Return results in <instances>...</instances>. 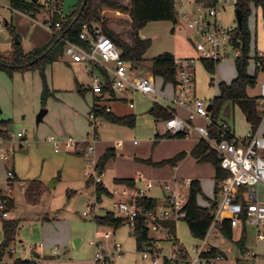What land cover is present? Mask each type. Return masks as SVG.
<instances>
[{"label":"rangeland","instance_id":"rangeland-1","mask_svg":"<svg viewBox=\"0 0 264 264\" xmlns=\"http://www.w3.org/2000/svg\"><path fill=\"white\" fill-rule=\"evenodd\" d=\"M112 1L128 8L131 7V0ZM44 2L45 0L39 1L40 4ZM182 2L184 4L182 10H185L187 7L185 5L186 0H182ZM95 5L100 17L108 21V28L119 33L127 43H132L129 13L104 5L102 0H95ZM79 6L80 0L62 1V10L65 15L78 11ZM217 9V20L221 27L226 31H234L238 27L235 0H218ZM44 15L45 12L42 11L38 18L41 19ZM251 32L252 48L248 72L253 74L256 71V64L253 60L255 52L264 53V28L261 25L260 16L257 23L252 22ZM139 36L144 40L151 41V46L144 55V61L135 65L139 74L151 72L152 60L164 52L175 53L177 58L184 56L200 57L193 45L200 40L199 35L179 20L177 24L167 21L152 22L140 31ZM16 39L20 41L25 52H30L38 46L47 45L52 40V35L40 25H32L23 16L12 12L10 0H0V54L10 53ZM57 48H62V44H59ZM235 61V50L231 48L229 57L219 62L215 74L211 75L201 60H198L195 69L196 95L203 99L206 107L212 103L218 94V83L230 84L235 79L237 74ZM36 77L38 78L36 79ZM46 77L51 94L43 104L38 71L14 72L12 76L3 71L0 72V120L11 121V134L14 135L16 150L9 161H3L0 157V189H3L12 198L14 194L19 195V200H21L22 195H20L15 184L12 185V191L7 190L8 168L13 167L15 174L21 180H37L46 186L45 191L41 192V196H33L28 199L32 202H38L35 207L29 209L24 207L23 210L14 215L13 218L22 220L21 229L0 264H13L17 259L32 257L29 247L32 245L39 247L44 242L46 231L50 230L57 235L56 239L52 241L53 243L47 245L51 246L50 249L48 247L45 249V253H52L51 255L55 257L56 262L51 260L50 264H94L95 248L90 243L105 232L112 233L113 231L110 227L98 225L94 220V215L83 216V212L87 210V201L94 200L90 196L94 191V182L92 186L87 188L89 181L87 174L94 163L89 162L86 153H80L75 148L56 150L53 143L49 141L51 137L58 141L73 138L82 144L84 141L89 142L93 139V120L89 116L92 95L89 91L85 95L80 93L82 85L88 84L90 86V80L82 68L78 67V64L68 66L67 60L63 56L47 66ZM211 78H213V82L210 84ZM159 83L160 81H158ZM262 83H264V72L259 71L257 85L247 91L250 98L259 96ZM174 90L171 85L163 87L159 84L156 95L158 104L164 107L169 106L171 102L167 99L174 97ZM153 103V99L140 94H136L134 97L133 109L125 103L121 106L117 105L116 102L108 103V106L114 109L115 115L132 113L136 116L134 128L111 124L105 120L98 124L99 142L93 155L95 164H98L107 149L113 148L116 151V157L108 161L101 176L108 191L111 192L117 186L114 180L121 177L136 178L142 174L148 180L168 181L172 178V169L175 167H156L147 164L145 161L161 162L170 159V157L173 158L177 152H186L187 157L179 163L178 177L183 180H200L203 183L204 194L212 198L215 185L214 167L209 163H198L190 155L191 149L196 143L194 135L187 139H164L155 145V134L163 133L164 128L161 123L156 122L152 116L147 114ZM42 109H47L48 114L43 123L38 125L37 116ZM259 113L262 117L264 109L260 108ZM219 119L229 122L239 138H243L250 129L246 114L233 102H228L222 106ZM195 124H203V122L195 121ZM51 126L63 131L64 136L55 132L43 136L42 131L45 127ZM19 132L25 134L26 141L17 138ZM135 140H137V145L134 144ZM21 142L24 143L23 149L19 147ZM119 142L122 143V147L117 146ZM158 171L163 173L159 174ZM168 173H171L170 178H168ZM142 184L140 185L142 186ZM50 186L51 188H49ZM32 187L36 188V186ZM151 194L156 196L155 198L164 197V192L159 188ZM189 194L190 189L185 186L182 195L184 198H188ZM198 203L201 206L210 205V202L203 195L198 197ZM97 207V216H102L106 212L114 213L113 199L109 195L103 196ZM14 208L15 202L12 208L8 207L9 218ZM44 212H49L51 218H55L51 224L42 223L38 220L39 215ZM115 217L120 218L117 214ZM176 237L189 256H193V247L199 243V240L190 234L185 220L176 222ZM3 239L4 232L0 219V247ZM76 240H81L78 246L75 243ZM115 240L123 244L124 254L116 259L114 264H150L149 260H143L142 252L137 250L136 238L131 234L128 226L116 230ZM107 244L111 248L112 240L107 241L105 245L107 246ZM159 244L163 256H169L173 253V242L163 240ZM233 245V243L228 242L224 248L227 249ZM255 246V235L253 230H250L247 247L256 249ZM55 247L58 248L56 254L52 250ZM147 249V246H144V251ZM258 249L264 255V243H260ZM227 255L230 259L233 258V253L227 252ZM159 262V264H164L163 259ZM238 264L258 263L247 258H240Z\"/></svg>","mask_w":264,"mask_h":264},{"label":"built area","instance_id":"built-area-1","mask_svg":"<svg viewBox=\"0 0 264 264\" xmlns=\"http://www.w3.org/2000/svg\"><path fill=\"white\" fill-rule=\"evenodd\" d=\"M40 1V0H39ZM38 1V2H39ZM63 0H45L41 9L36 14L45 12V15L34 21L47 30L52 36L63 40L65 43L64 57L73 64L83 67L84 74L90 80L89 91L96 97V101L89 114L93 120V129H97L103 119L97 116L95 110L106 109L112 112L107 101L121 100L123 95L140 94L150 97L156 102V77L152 72L139 74L135 65L122 58V49L104 31L101 22L85 24L80 33L81 44L66 39L63 35L65 23L69 16L62 10ZM178 11V20L183 22L190 30L199 35L200 40L193 43L199 52V58H175L177 70V92L173 105L188 111L186 118L176 115L164 122L165 133L173 136L184 134L185 137L196 135L198 142H205L220 159L221 168L228 172V176L219 183L221 200L213 212L214 219L206 236L199 240L193 247V256L189 257V264H221L227 260V251L232 247L224 248L226 243L239 241L244 229L249 234L253 230L256 239V249H247L244 258L255 263H264V255L260 253L258 245L264 243V135L259 133V128L249 131L243 138L236 136L230 123L219 119L214 121L212 111H208L203 99L196 95L195 69L198 60L222 62L230 55V49L235 50L236 59L242 54L239 47L241 41L235 42L233 31L224 30L217 20V5L208 7L197 0H186V9L182 10V0H174ZM264 58V54H260ZM262 68L261 63L256 64ZM260 106L264 109V83L260 85ZM129 107L134 108V102H129ZM169 108V107H168ZM169 111H172L169 108ZM198 119L203 124H195ZM262 119L264 120V113ZM17 138L24 139L25 134L19 132ZM54 148L59 150L76 148L78 142L73 138L58 141L50 138ZM96 136L89 141L86 155L89 162L95 164ZM14 135L9 133V138L0 136V157L9 161L15 154ZM122 143H118L121 147ZM90 168L87 178L93 180L94 191L88 200L84 217L94 215L98 211V194L96 184L102 183L103 173L97 170V164ZM9 178L7 190L12 191L14 174L8 170ZM193 180H183L176 176L168 181H153L140 175L133 187L120 184L111 191L113 198L114 215L125 221V225L134 235L137 225L141 222L150 236L157 238L151 246L142 252V258L149 260L150 264H159L161 259L182 263V251L176 246L169 256H163L158 248L157 241L168 240L173 242L174 235L167 225L186 220V205L188 198L182 195L183 188L191 187ZM141 183L142 186L140 185ZM159 187L164 192L165 206L148 208L143 200L152 199L150 193ZM9 209L6 201L0 200V219L9 218ZM219 221H228L233 232V241L229 240L216 227ZM110 238L109 233L97 237L90 243L95 248L94 264H114L116 259L124 254L121 243H115L111 250L103 240ZM42 248V244L39 246ZM35 245L29 247L34 251Z\"/></svg>","mask_w":264,"mask_h":264},{"label":"trees","instance_id":"trees-1","mask_svg":"<svg viewBox=\"0 0 264 264\" xmlns=\"http://www.w3.org/2000/svg\"><path fill=\"white\" fill-rule=\"evenodd\" d=\"M198 2H204L208 7L216 6L218 0H197ZM104 5L111 8L126 11L131 18L132 27V43H127L123 40L119 33H115L107 26L108 21L102 19L99 15V11L96 8L95 0H80L79 10L73 12L68 21L65 23L63 35L66 39L81 44L80 33L85 24L92 22H101L104 27L106 35H108L121 49L122 58L126 62H130L133 65H139L144 61V55L151 46L150 40H144L140 38L139 33L146 28L148 24L152 22L167 21L173 24L178 23V11L174 0H131V7H125L112 0H102ZM10 5L14 10H19L25 13H31L35 15L41 5L39 2L25 1V0H10ZM235 8L240 9L243 17L242 27H237L233 31V39L235 42L241 41L240 48L242 54L235 61L236 77L230 83L221 82L217 84L218 94L212 101V115L215 122L219 120V114L222 106L228 102H233L238 105L241 110L246 114L247 120L252 124V130H256L261 124L262 117L259 113L260 97L250 98L248 96V89L257 85L258 72H264V58L259 56V52H255L253 58L255 64L258 62L262 64V68L256 65V71L253 74L248 72V65L251 59L252 48V32L250 28V19L254 15V10L260 9L262 11V17L264 22V0H235ZM62 44V48L58 49V45ZM65 43L63 40L52 36V40L45 46L34 48L30 52H25L20 44L14 43L13 50L8 54H0V72H6L9 76H12L14 72H27L38 71L42 79V102H46L50 96L51 91L46 77V68L48 65L56 62L60 57L64 55ZM175 56L171 52H164L156 56L152 60L151 72L160 80L163 87L172 85L175 88L178 85L176 79V67L174 64ZM207 72L211 75L215 74L217 64L206 60H201ZM213 78L211 79V83ZM80 93L84 91L80 90ZM173 111H169V108L164 107L157 102L147 111V114L152 116L156 121L168 120L172 117ZM97 116H100L106 122L116 124L120 126H126L134 128L136 125V116L134 114L127 116H117L112 112H107L106 109L95 110ZM11 131V121H0V136L4 139L9 138ZM185 139L184 134H178L173 136L169 133L160 134L155 136V145L164 139ZM190 155L198 163L212 164L215 170V200L205 197L203 192V186L201 181L194 180L190 187V194L188 197V203L186 205L187 218L186 223L190 234L197 240L203 239L210 226L212 225L214 215L213 212L217 206V196L220 193L219 183L221 180L228 176V172L221 168L220 159L217 154L211 149L210 145L205 142L198 143L190 152ZM116 157V151L113 148L107 149L105 154L100 158L97 164V170L103 173L106 164L109 160ZM187 157L186 152H181L173 158L162 160L161 162H153L152 160L145 161L147 164L154 165L156 167H176ZM12 171V170H11ZM14 180L16 177L14 171ZM115 182L120 185H128L133 187L135 185L134 179H116ZM93 185V180L87 182V186ZM32 186H36L33 188ZM32 186L26 191V196L31 199L33 196H40L42 192L41 184L37 181L32 182ZM96 191L98 194L99 203L103 196L111 195V192L102 183L96 184ZM203 195L207 201L210 202V207H203L198 203V197ZM0 200L6 201L8 207H13V198L7 195L4 191L0 190ZM144 206L148 208H154L157 206V201L154 199L143 200ZM4 232L3 243L0 247V261L3 260L5 254L8 252L10 246L15 242L16 235L19 229V221L13 219H1ZM95 222L100 226H107L114 230H119L125 226V221L121 218L115 217L113 212H106L102 216H96ZM174 235L173 246L178 247L182 251L181 261L182 264H189V254L186 249L180 244L176 237V223L170 222L167 224ZM217 229L224 234L229 240L233 241V232L231 230L228 221H219L216 223ZM136 238L137 250L139 252L144 251V246L149 248L154 240L150 237L149 232L143 227L141 222L137 225V229L134 233ZM248 239L247 230L242 232L241 239L234 242V244L240 249L244 250ZM10 253V252H9ZM178 263V262H176ZM14 264H40L35 259H18ZM165 264H171V261L165 259Z\"/></svg>","mask_w":264,"mask_h":264},{"label":"crops","instance_id":"crops-1","mask_svg":"<svg viewBox=\"0 0 264 264\" xmlns=\"http://www.w3.org/2000/svg\"><path fill=\"white\" fill-rule=\"evenodd\" d=\"M31 1V0H30ZM10 7H11V5H10ZM11 11L12 12H16L17 14H19V15H21V16H23L29 23H31L32 25H34V24H37L34 20L35 19H37L38 18V14H35V15H32L31 13H25V12H21V11H19V10H14L12 7H11ZM259 16L261 17V25L263 26V28H264V22H263V17H262V11L260 10V9H258V10H254V15L251 17V19H250V28H251V24H252V22L254 21L255 23H257L258 22V18H259ZM130 18V17H129ZM236 20H237V18H236ZM6 23H7V21H6ZM238 24V23H237ZM7 25H9L8 23H7ZM257 31V30H256ZM15 43V42H14ZM39 47V46H38ZM37 48V47H36ZM260 51V50H259ZM172 53V52H171ZM260 54H264L263 52H259ZM174 54V56H175V53H173ZM63 57H64V55H63ZM175 58H177L176 56H175ZM179 58H194V57H191V56H184V57H179ZM60 59V58H59ZM64 59H65V57H64ZM58 61V60H57ZM67 64H68V66H72L73 64L72 63H70L69 61H67ZM78 67H81L82 68V70H83V67L81 66V65H78ZM196 75V74H195ZM38 77H36V79H37ZM212 79V78H211ZM38 81V80H37ZM158 81H160V80H158L157 78H156V95H157V92H158V86H159V84L160 85H162L161 84V82L158 84ZM39 82H40V85H41V89L43 90V85H42V79H41V76H40V74H39ZM210 84H211V82H210ZM88 84L87 85H82L81 86V90L82 91H84V93H83V95H85L86 94V92L87 91H89L88 90ZM172 86V85H171ZM174 87V86H173ZM174 91H175V95H176V92H177V89L174 87ZM89 93H91V91H89ZM260 93V92H259ZM91 95H92V106H91V109H90V111H89V113L91 112V110H92V107H93V105H94V103H95V101H96V97L91 93ZM175 95H174V97H175ZM136 96V94H134V95H129V94H126V95H123L122 96V98H121V100H118V101H107L106 103H105V105H108V103H111V102H116V104L117 105H119V106H121V104H127L128 106H129V102L130 101H133L134 102V97ZM146 97V96H145ZM174 97H170V99H167L168 101H170L171 103L169 104V106L167 105L166 107L168 108H171L172 109V111L176 114V115H179V116H181V117H183V118H186L187 117V115H188V111L187 110H185V109H183V108H181V107H178V106H175V105H173V100H174ZM259 97H260V94H259ZM152 99V98H151ZM156 100H158V97L156 96ZM157 102V101H156ZM155 103V102H154ZM153 103V104H154ZM158 103V102H157ZM171 105V106H170ZM153 106V105H152ZM178 107V108H177ZM111 108V110H112V113H114V109L112 108V107H110ZM260 108H261V106L259 107V111H260ZM119 109V108H118ZM131 109H133V108H131ZM48 111V110H47ZM47 114H48V112H47ZM46 114V115H47ZM132 113H128L127 115H131ZM46 115H45V117H46ZM127 115H117V116H120V117H123V116H127ZM43 118V120H42V122L41 123H43V121L46 119V118ZM263 117V116H262ZM154 119V118H153ZM155 120V119H154ZM222 120H224V119H222ZM1 121V120H0ZM2 121H10V120H2ZM156 121V120H155ZM166 120H161V121H156V122H159V123H161V125L163 126V128H164V122H165ZM226 121V120H225ZM197 122H203V120L202 119H198L197 120ZM229 123V122H228ZM38 125H40V124H38ZM233 127V126H232ZM259 133L261 134V135H264V120L262 119V121H261V124L259 125ZM234 129V128H233ZM252 130V124L250 123V129H249V131H251ZM235 131V130H234ZM248 131V132H249ZM58 133L60 136H64V132L63 131H61L59 128H57V127H53V126H51V127H45V129L42 131V135L44 136V135H47V134H49V135H51V134H53V133ZM165 133V128L163 129V133H160V134H164ZM94 135L96 136V139H97V141H96V144H95V148H96V145L98 144V142H99V139H98V136H99V132H98V129H95L94 130ZM157 134H155V136H156ZM187 138H189V137H185V139H187ZM194 139L196 140V143L194 144V146L192 147V146H190V147H192V149L199 143L198 142V137L196 136V135H194ZM27 140V138H24L23 139V141H26ZM50 141V140H49ZM51 142V141H50ZM88 143L89 142H87V141H84V142H82V144L80 143H78L77 144V146H76V148L75 149H77V150H79V152L80 153H86V150H87V146H88ZM120 143V142H119ZM23 142H21L20 143V145H19V147L21 148V149H23L24 148V146H23ZM134 144L135 145H137V140H135L134 141ZM118 146V145H117ZM79 147V148H78ZM122 147V146H121ZM62 148H64V147H62ZM192 149H191V151H192ZM60 150V149H59ZM179 153H181V152H179ZM178 152H177V154H179ZM176 154V155H177ZM173 157V156H172ZM171 158V157H170ZM159 161H161V160H159ZM158 162V161H157ZM178 168H179V164L174 168V169H172V178L174 177V176H176V177H178V174H177V170H178ZM8 170H12V172L14 171V167L13 168H8ZM14 173H15V171H14ZM157 173H163V172H160V171H158ZM171 174V173H170ZM169 173L167 174L168 175V178H170L171 177V175H170ZM16 175V174H15ZM140 175H142V174H140ZM140 175H138L136 178H134V177H121V178H118V179H134L135 181L138 179V177L140 176ZM170 176V177H169ZM16 177L18 178V180L16 181V182H14L13 184H15L16 186H17V189L19 190V193H20V195H22V197H21V200H19V195H16V194H14L13 196V201L15 202V208H14V210L12 211V214H11V216H10V218H8V219H13V220H17V221H19V229H18V232H19V230L21 229V219H18V218H13L14 217V215L15 214H17V212H19V211H21V210H23L24 209V207H27V209H29V208H32V207H35L36 206V204L38 203V202H32V201H29L28 200V198H27V196H26V191L28 190V188L29 187H31L32 186V182L33 181H23V180H21L17 175H16ZM171 178V179H172ZM179 178V177H178ZM180 179H182V178H180ZM214 179H215V170H214ZM34 181H37V180H34ZM115 181V180H114ZM153 181H156V182H159V181H161V180H153ZM194 181V180H193ZM200 181V180H199ZM37 182H39L40 184H41V188H42V193L45 191V189H46V186L45 185H43L40 181H37ZM103 182V181H102ZM8 183V182H7ZM116 183V182H115ZM202 183V182H201ZM12 184V185H13ZM117 184V183H116ZM103 185L107 188V186L104 184V182H103ZM118 185V184H117ZM202 186H203V183H202ZM45 187V188H44ZM54 187H55V185H54ZM214 187H215V185H214ZM43 188H44V190H43ZM49 188H51V186L49 187ZM87 188H89L88 186H87ZM159 187H157L156 189H158ZM16 189V190H17ZM156 189H155V191H156ZM160 189V188H159ZM0 190H2L3 191V189H0ZM161 190V189H160ZM154 191V192H155ZM5 192V191H4ZM203 192H204V190H203ZM41 193V194H42ZM205 195V197H208V198H210V199H213V200H215L214 198H215V191H214V195H213V197L211 198V197H209V196H206V194H204ZM41 196V195H40ZM110 197H111V195H109ZM150 197L152 198V199H154V200H156L157 201V204L159 205V206H161V207H163V206H165V201H164V197H162V198H155L156 196H154L153 194H151L150 193ZM112 198V197H111ZM113 199V198H112ZM206 199V198H205ZM221 200V193H219L218 194V196H217V203H219V201ZM113 202H114V200H113ZM101 203V202H100ZM99 203V204H100ZM157 205V206H158ZM211 206V204L209 205V206H203V207H210ZM23 207V208H22ZM44 211H46V210H44ZM55 218H51V215H50V213L49 212H44V213H42V214H40L39 215V217H38V220H40L42 223H52V221L54 220ZM126 226V225H125ZM47 233H45V235H44V242L42 243V248H40V247H37V248H35L34 250L35 251H31V256L32 257H30L29 258V260L30 259H35V260H37V261H39V263L40 264H50L51 262V260H53V261H55L56 262V260H55V257H53L51 254H49V253H45V249H47L46 247H48V249H50L49 247H51V246H47V245H51V243H53L52 241H54V239H56V237H57V235H56V233L53 231H46ZM105 233H109L110 234V238L109 239H107V240H103L104 241V243H106L107 241H111L112 240V245H111V248L108 246V244H107V248L109 249V250H111L112 249V247L114 246V244L115 243H117V241L115 240V234H116V230H114L113 229V231H112V233L111 232H105ZM104 233V234H105ZM104 234H102V235H104ZM102 235H100L99 237H101ZM249 235V234H248ZM151 238H154V239H156L157 237L155 236V235H151L150 236ZM123 239V238H122ZM47 240V241H46ZM70 242H71V240H69ZM73 241V240H72ZM163 241V240H162ZM81 242V240H76L75 241V243L77 244V246L79 245V243ZM161 241H157V244H158V248L160 249V250H162L161 248H160V243ZM72 243V242H71ZM118 243H121V242H118ZM122 244V243H121ZM41 245V244H40ZM123 245V244H122ZM174 247V246H173ZM256 247V246H255ZM136 248H137V245H136ZM247 249H249L248 247H247V242H246V247H245V249L244 250H242V249H240L239 247H237L235 244L233 245V247H232V250H230V251H227V252H231V253H233V258L232 259H230V257L227 255V260L226 261H224V262H222L221 264H238V262H240V258H243L244 259V252H245V250H247ZM53 250V253L54 254H56L57 253V250H58V248L57 247H55L54 249H52ZM174 251V250H173ZM38 255V258H35V256H37ZM58 259H59V257H57ZM21 259V258H20ZM18 260V259H17ZM144 260V259H143ZM16 261V260H15ZM52 261V262H53ZM163 263L165 264V259H163ZM50 262V263H49ZM93 262H94V259H93ZM230 262V263H229ZM160 263V262H159ZM14 264V263H13ZM171 264H182V263H176L175 261H172L171 262Z\"/></svg>","mask_w":264,"mask_h":264},{"label":"water","instance_id":"water-1","mask_svg":"<svg viewBox=\"0 0 264 264\" xmlns=\"http://www.w3.org/2000/svg\"><path fill=\"white\" fill-rule=\"evenodd\" d=\"M32 2H38L39 0H31ZM236 18H237V23H238V27L241 28L242 27V21H243V17H242V13L240 9L236 10ZM16 44H20V41L16 39ZM208 111H212V104L208 105L207 107ZM47 109H42L38 116H37V124H40L43 120V118L45 117V115L47 114ZM35 258H38V255L35 256Z\"/></svg>","mask_w":264,"mask_h":264}]
</instances>
